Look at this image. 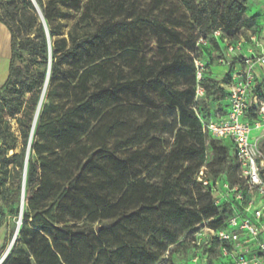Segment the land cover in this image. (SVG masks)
Wrapping results in <instances>:
<instances>
[{
  "label": "trees",
  "instance_id": "1",
  "mask_svg": "<svg viewBox=\"0 0 264 264\" xmlns=\"http://www.w3.org/2000/svg\"><path fill=\"white\" fill-rule=\"evenodd\" d=\"M69 1L80 17L55 41ZM199 1L0 0L12 39L0 199L20 218L2 264H158L204 226H223L198 174L233 186L240 163L200 120L225 108L234 65L198 82L195 62L259 16L246 17L250 0Z\"/></svg>",
  "mask_w": 264,
  "mask_h": 264
},
{
  "label": "built area",
  "instance_id": "2",
  "mask_svg": "<svg viewBox=\"0 0 264 264\" xmlns=\"http://www.w3.org/2000/svg\"><path fill=\"white\" fill-rule=\"evenodd\" d=\"M198 44L206 42L200 40ZM231 52L233 47L229 48ZM219 62L226 61L221 58ZM238 63L242 69L233 73L225 108L217 104L212 117L200 120V131L228 144L240 163L239 182L232 186L225 179L211 180L205 167L200 170L198 181L210 188L223 226H204L200 230L210 240L209 249L215 245L214 257L205 253L185 264L196 263L200 258L206 264L209 259L213 264H264V96L258 92L261 86L264 95V84L254 70L264 71V53L243 57ZM195 65L199 82L205 70L199 62ZM202 96L203 90L198 87L197 97ZM200 231L198 236L202 235ZM162 261L158 264H167Z\"/></svg>",
  "mask_w": 264,
  "mask_h": 264
},
{
  "label": "rangeland",
  "instance_id": "3",
  "mask_svg": "<svg viewBox=\"0 0 264 264\" xmlns=\"http://www.w3.org/2000/svg\"><path fill=\"white\" fill-rule=\"evenodd\" d=\"M44 2L48 0H43ZM82 1V5H84V0ZM199 4H201V1L197 0ZM70 1L66 6H60L61 15L56 25H54V28L56 31H58L59 36L55 37L54 40H68V33L72 29L73 25L76 23V21L79 19L80 14L77 13L75 10L70 9ZM69 5V6H68ZM248 10L246 13L247 18H251L252 16L257 14V7L255 5V0H250V2L247 4ZM253 10V11H252ZM247 27V26H246ZM261 24L257 25L256 28L253 29H247L244 31L245 35L244 37L238 41H228V43H223L222 45V52L213 51L211 54H208L206 52H199L198 56L199 59L197 62L204 68L205 71H211L212 73L214 68L217 67H230L235 64V62H239L243 55L241 54L242 48H245V50H248V48H255L256 44L252 41V37L256 36L260 33ZM263 48H264V40L260 41ZM60 45V44H59ZM233 47L234 52L229 53V48ZM259 53V52H258ZM225 59V64L220 63V59ZM234 68V66H233ZM218 77H223L227 75L226 73H214ZM199 105L202 106L201 102L203 101L202 98L199 97L198 99ZM206 115V114H204ZM228 145V144H227ZM231 155H233L232 152H230ZM184 201H187V199H184ZM0 221H3L7 226V239H8V246L5 250L0 252V264H2L5 257L8 255L7 249L10 246L14 234L18 228V225L20 224V218L19 216H11L8 210L4 207L1 199H0ZM204 231H200L201 236H198L199 232L194 235L195 238L188 239L184 245L180 246H172L169 248L168 252L164 255L162 258V263H165L167 261V264H185L192 259H194L197 256H201L204 253H207L209 256H213L208 249L210 246V240L204 235ZM194 240V241H192ZM195 243V244H194ZM199 244V249L195 247V245ZM1 244H3V240L0 241V248ZM212 254V255H211ZM215 259V258H214ZM189 264H206V261L200 258L196 263L190 262Z\"/></svg>",
  "mask_w": 264,
  "mask_h": 264
},
{
  "label": "crops",
  "instance_id": "4",
  "mask_svg": "<svg viewBox=\"0 0 264 264\" xmlns=\"http://www.w3.org/2000/svg\"><path fill=\"white\" fill-rule=\"evenodd\" d=\"M255 5L257 7V14L259 16V24H261L260 33L256 36L252 37V41L256 44L255 48H248V50H245V48H242L241 54L243 57H254L259 56L260 54L264 53V48L260 41L264 40V0H255ZM253 11V10H252ZM259 52V53H258ZM12 57V39L11 34L8 30V28L0 23V88L5 84L8 75H9V67ZM242 69V66L235 62L234 64V72H237ZM255 75L257 76L258 80L264 84V71L255 68ZM214 73H228L229 68L224 67H217L213 70ZM7 226L4 224L0 228V241L3 240V244L5 242V239L7 237ZM1 244V247L3 246ZM1 249V248H0Z\"/></svg>",
  "mask_w": 264,
  "mask_h": 264
},
{
  "label": "water",
  "instance_id": "5",
  "mask_svg": "<svg viewBox=\"0 0 264 264\" xmlns=\"http://www.w3.org/2000/svg\"><path fill=\"white\" fill-rule=\"evenodd\" d=\"M18 66H20V64H18ZM22 196H23V198H24V189H23V195H22ZM19 227H20V224L18 225V228H17V230H16V232H15V234H14L13 240H12V242H11V247H12V245L14 244V242H15V240H16V237H17V235H18V231H19ZM9 248H10V247H8L6 254L8 253Z\"/></svg>",
  "mask_w": 264,
  "mask_h": 264
},
{
  "label": "bare ground",
  "instance_id": "6",
  "mask_svg": "<svg viewBox=\"0 0 264 264\" xmlns=\"http://www.w3.org/2000/svg\"><path fill=\"white\" fill-rule=\"evenodd\" d=\"M10 248H9V250L11 249V244H10V246H9Z\"/></svg>",
  "mask_w": 264,
  "mask_h": 264
}]
</instances>
